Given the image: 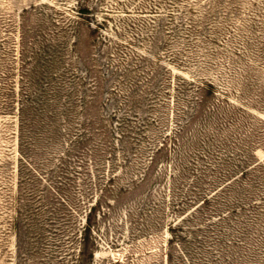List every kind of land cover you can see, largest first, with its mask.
I'll return each mask as SVG.
<instances>
[{
    "label": "rangeland",
    "instance_id": "1",
    "mask_svg": "<svg viewBox=\"0 0 264 264\" xmlns=\"http://www.w3.org/2000/svg\"><path fill=\"white\" fill-rule=\"evenodd\" d=\"M0 264H264V0H0Z\"/></svg>",
    "mask_w": 264,
    "mask_h": 264
},
{
    "label": "trees",
    "instance_id": "2",
    "mask_svg": "<svg viewBox=\"0 0 264 264\" xmlns=\"http://www.w3.org/2000/svg\"><path fill=\"white\" fill-rule=\"evenodd\" d=\"M209 87H212V86H209ZM24 158V157H23ZM84 231H87V228L84 230ZM85 238V237H84Z\"/></svg>",
    "mask_w": 264,
    "mask_h": 264
}]
</instances>
